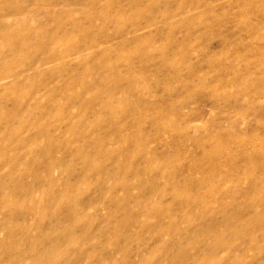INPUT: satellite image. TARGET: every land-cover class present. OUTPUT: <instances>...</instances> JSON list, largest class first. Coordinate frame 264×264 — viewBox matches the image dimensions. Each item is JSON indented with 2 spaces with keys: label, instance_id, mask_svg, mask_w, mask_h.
Wrapping results in <instances>:
<instances>
[{
  "label": "rangeland",
  "instance_id": "rangeland-1",
  "mask_svg": "<svg viewBox=\"0 0 264 264\" xmlns=\"http://www.w3.org/2000/svg\"><path fill=\"white\" fill-rule=\"evenodd\" d=\"M0 33V264H264V0H0Z\"/></svg>",
  "mask_w": 264,
  "mask_h": 264
},
{
  "label": "bare ground",
  "instance_id": "bare-ground-1",
  "mask_svg": "<svg viewBox=\"0 0 264 264\" xmlns=\"http://www.w3.org/2000/svg\"><path fill=\"white\" fill-rule=\"evenodd\" d=\"M1 34V33H0ZM94 164H96V163H94ZM6 200V199H5ZM35 203H36V200H35ZM37 207V206H36ZM38 208V207H37ZM75 215V217H77V211L72 215V216H74ZM79 216V215H78ZM54 258V257H53Z\"/></svg>",
  "mask_w": 264,
  "mask_h": 264
}]
</instances>
